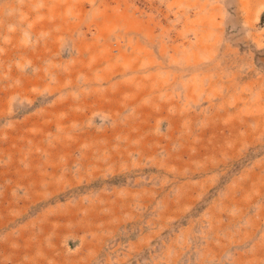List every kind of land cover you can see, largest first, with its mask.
Instances as JSON below:
<instances>
[{
  "label": "rangeland",
  "instance_id": "rangeland-1",
  "mask_svg": "<svg viewBox=\"0 0 264 264\" xmlns=\"http://www.w3.org/2000/svg\"><path fill=\"white\" fill-rule=\"evenodd\" d=\"M0 264H264V0H0Z\"/></svg>",
  "mask_w": 264,
  "mask_h": 264
}]
</instances>
